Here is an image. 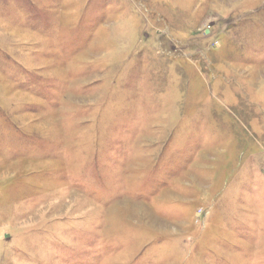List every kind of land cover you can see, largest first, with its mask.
<instances>
[{"label": "rangeland", "instance_id": "1", "mask_svg": "<svg viewBox=\"0 0 264 264\" xmlns=\"http://www.w3.org/2000/svg\"><path fill=\"white\" fill-rule=\"evenodd\" d=\"M0 264H264V0H0Z\"/></svg>", "mask_w": 264, "mask_h": 264}]
</instances>
